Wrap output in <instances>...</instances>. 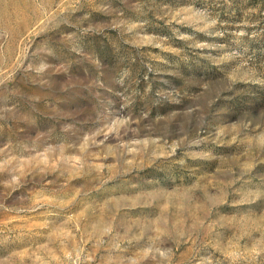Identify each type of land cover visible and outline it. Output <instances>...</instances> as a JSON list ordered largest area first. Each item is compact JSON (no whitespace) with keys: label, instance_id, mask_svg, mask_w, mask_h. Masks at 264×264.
<instances>
[{"label":"rangeland","instance_id":"obj_1","mask_svg":"<svg viewBox=\"0 0 264 264\" xmlns=\"http://www.w3.org/2000/svg\"><path fill=\"white\" fill-rule=\"evenodd\" d=\"M0 264H264V0H0Z\"/></svg>","mask_w":264,"mask_h":264}]
</instances>
